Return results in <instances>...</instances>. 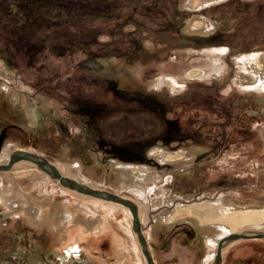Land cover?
<instances>
[{
  "label": "rangeland",
  "instance_id": "rangeland-1",
  "mask_svg": "<svg viewBox=\"0 0 264 264\" xmlns=\"http://www.w3.org/2000/svg\"><path fill=\"white\" fill-rule=\"evenodd\" d=\"M190 2L0 0V81L25 96L42 115L30 130L22 107L0 95V164H6L1 160L6 152L8 156L15 150L33 152L80 184L138 203L149 249L157 251L159 264H201L203 241L196 232L193 238L186 236L184 232L192 230L186 223L152 228L150 207L145 208L152 205L156 188L168 191L182 206L199 200H220L233 207L264 205V88L238 85L233 61L239 54L264 52V0H226L198 5V10L188 8ZM198 18L212 27L209 34H201L213 37L207 46H194L193 40L180 37V32L195 34L191 30ZM210 48L228 49L221 55L224 70L218 79L211 77L215 68L211 57L201 53L187 60L180 57L189 50ZM193 70L205 74L188 82ZM162 77L188 82L187 88L175 95L167 87L150 88V81ZM86 104L96 111L93 120L83 108ZM170 129L186 138L165 143L158 135ZM150 137L154 144L147 157L155 148L173 147L191 152L193 158L181 169L162 167L160 171H169L142 199L116 187V177L106 171L113 159L154 163L123 160L108 149L109 143L126 146ZM75 161L84 164L87 173L73 169ZM44 173L32 163L12 168V174L22 176L24 188L33 181L48 183L55 202L72 200L86 209L103 204L113 208L114 225L128 222L122 207L71 189L61 192ZM5 184L0 173V187ZM173 227L175 238L159 252L164 234ZM52 232L26 224L0 203V264H61ZM246 232L264 233V225L246 226L237 233ZM242 242L241 250L226 249L222 264H264V239ZM107 244L101 252L104 258H109ZM139 253L142 264H147L141 249ZM85 258L70 264L95 263ZM247 258L252 261H241Z\"/></svg>",
  "mask_w": 264,
  "mask_h": 264
},
{
  "label": "bare ground",
  "instance_id": "bare-ground-1",
  "mask_svg": "<svg viewBox=\"0 0 264 264\" xmlns=\"http://www.w3.org/2000/svg\"><path fill=\"white\" fill-rule=\"evenodd\" d=\"M190 1V4L195 6L191 7L190 5L187 7L198 10L199 8L196 7L198 5L199 7H205L226 0ZM198 19L193 21L192 33L198 35L209 34L212 31V27L208 26L204 20ZM227 51V48H212V50L210 48L201 51L189 50L183 52L180 57L187 60L199 53L211 57L212 64L215 67L211 77L213 76L215 79H218L223 76L220 73L223 69V58H221V55H226ZM233 61L237 66V77L235 81L238 85H259L264 88V52L239 54ZM203 74L205 73L200 70L191 71L188 75V82L201 79ZM2 81H0V95L9 97L12 103L22 107L23 113L28 118L29 129L34 130V126L38 125V120L41 119V113L34 106L30 105L31 103L28 104L25 96H21L22 94L20 95V93L15 92L13 87L6 82L2 83ZM188 82H180L173 78L162 77L150 81V88L161 90L167 87L169 91L175 95L183 92L184 89L187 88ZM37 155L42 156L40 154ZM148 155L156 160L157 163L153 162L155 166H148L149 164L146 166V163H127L113 159L109 162L106 175L112 174L111 176L114 175L116 177L114 184L116 187L118 186L119 189H128L132 191V193L140 195L143 199L147 196V192H149L150 189L156 188L158 181L169 171H160L162 167L165 166L170 168V166H175V168L181 169L183 166H187L193 158L191 152L187 150L182 149L174 151L172 149L160 147L153 149ZM10 156L11 155L8 156L6 152L5 155H2L1 160L7 164L10 160ZM63 156L67 159L68 155L63 154ZM24 163H32L39 167L32 161L20 160L14 163L8 170L0 169V173L5 175L7 182V184L0 187V203L5 206L7 211L22 217L26 224L41 230L44 228L52 230V233H54V241L58 242L59 249L57 248V255L61 258V264L72 263L75 258L78 259L82 252L86 253L89 258L98 260L99 264H142L143 260L139 253L140 249L147 264H149L142 250V244L138 234L133 228V214L128 206L116 201L78 192L77 190L65 186L59 179L53 178L48 172L39 167V169L46 173L43 174V177H47L46 179H49V182H53L59 186L60 188H57L59 191L69 192L71 189L78 192L80 195L95 198V200L100 199V201H108V205L111 207L120 206L126 212L128 222L114 225L115 215L113 214V208H105L103 204H101V206L91 205L86 209L85 206L83 207L81 204H74L72 200H67L66 203L62 201L55 202L50 192L47 190L46 185L48 183L37 185L34 183L35 181H33L31 183L32 185L29 184L31 186L30 188H24L21 179H19L22 176L16 177L12 174V168L14 166ZM72 165L74 167L73 169L78 172L87 173L88 171L80 161H75ZM63 175L69 177L65 174ZM88 175L90 176L91 173ZM106 175H104L103 182L107 181ZM153 195H155V198L152 200V205L147 206L144 202L146 204L145 209L150 207V213H154L152 215L148 213L151 224L153 225L152 228L157 230V228H162L163 226L171 227L176 223H186V225L194 229L197 233V239L202 237L203 249L205 251V253H203L204 264L206 261L214 263L219 242L225 237L237 233L246 226L260 227L264 225V205L259 206L257 204H251L243 207H233L222 203L220 200H208L206 202H200L199 200L193 204L182 206L180 204L176 205V198L170 197L168 191L157 190L156 188V190L153 191ZM138 209L141 222V211L139 206ZM129 219L132 221V226L129 223ZM141 226L143 230L142 222ZM260 233L262 232H246L244 234L256 235ZM244 240L256 239H236L227 241L225 243L226 245L223 247L222 256L225 254V250L228 247L236 246ZM104 242H108V249H106V252L109 251V258H103L101 255ZM153 253L155 256L157 255L156 252ZM151 256L153 257L152 254ZM155 260H157L156 257ZM157 264H159L158 261Z\"/></svg>",
  "mask_w": 264,
  "mask_h": 264
},
{
  "label": "water",
  "instance_id": "water-1",
  "mask_svg": "<svg viewBox=\"0 0 264 264\" xmlns=\"http://www.w3.org/2000/svg\"><path fill=\"white\" fill-rule=\"evenodd\" d=\"M180 37L185 42L188 40L189 41L193 40L192 43L194 46H201L202 44L207 46L210 44V42L212 41V38H213L212 36H205V35H198V34L197 35L196 34H186V33H182V32H180ZM180 46H184V43H181ZM121 159L133 161L130 158H121ZM20 160H29V161L36 163L40 168H42L44 171L48 172L53 178L59 179L62 184H64L65 186H68L74 190H77L78 192H81L84 194H89V195L96 196V197L105 198L107 200L116 201V202H119L125 206H128L130 208L132 214H133V228L138 234L139 240L142 244V250L147 257L149 264H155L153 257L151 256V253L149 251L148 243H147L145 234L143 233V230H142V226H141V222H140V218H139L138 206L133 200H131L129 198L122 197L119 194L110 192L108 190H101L98 188H92V187L80 184L76 180H74L70 177L64 176L57 169V167L52 162H50L47 158H45L43 156H39V155L32 153V152L15 150L11 154L10 160L7 164H0V169L8 170L14 165V163H16ZM141 160H143L147 163L148 162H151V163L156 162V160L150 159L147 156H143L141 158ZM135 161H138V159L137 160L135 159ZM177 225H181V224L177 223L176 226ZM192 230H193L192 236H194L195 231H194V229H192ZM189 233H190V231L187 232V234H189ZM236 239H264V233H260V234H256V235L244 234V233H233V234H230L229 236L225 237L224 239H222L219 242L217 255L215 257L213 264H222V262H223L222 250H223L225 243L227 241H232V240H236Z\"/></svg>",
  "mask_w": 264,
  "mask_h": 264
},
{
  "label": "flooded vegetation",
  "instance_id": "flooded-vegetation-1",
  "mask_svg": "<svg viewBox=\"0 0 264 264\" xmlns=\"http://www.w3.org/2000/svg\"><path fill=\"white\" fill-rule=\"evenodd\" d=\"M84 104H85V102H84ZM83 108H85V111H87L86 114L88 116H90L91 120H93L94 114H96V111L94 110V107L91 106L90 104H88L86 107H83ZM89 123H91V122H89ZM89 123L87 124V126H89ZM164 133L165 132H161V134L158 135V137L162 138L165 143H168L171 140H181V139L186 138L185 136L182 137V136L178 135L176 131H171V129L168 132V134H164ZM152 138L153 137H150L148 142L144 141V142H138L136 144L130 143V145H126V146L117 144L115 142L109 143L112 146H109L108 151H109L110 154H113V152H117V155L122 156V158H130L131 160H135V159L137 160L138 159V161L139 160L141 161V158L143 156L147 155V151L154 144V140H152ZM157 146H160V145L158 144ZM157 146H155V147H157ZM164 148H168V149L174 150L173 147H164ZM127 149H130V150H133V151L129 152V151H127ZM123 154H125L126 156H123ZM149 158L150 159H154V158H151V157H149Z\"/></svg>",
  "mask_w": 264,
  "mask_h": 264
},
{
  "label": "crops",
  "instance_id": "crops-1",
  "mask_svg": "<svg viewBox=\"0 0 264 264\" xmlns=\"http://www.w3.org/2000/svg\"><path fill=\"white\" fill-rule=\"evenodd\" d=\"M176 227H173L172 228V230L170 231V232H167V233H165L164 234V237H163V239H162V242H161V245H160V247H159V252H164L170 245H171V243H172V240L175 238L174 236V234H172L171 235V232L175 229ZM187 232L188 231H185L184 233L186 234V236L187 237H189V238H193V230H190V233L189 234H187ZM174 235V236H173ZM247 241H253V240H247ZM149 240H148V244H149ZM157 242V241H156ZM245 242H241V243H239L238 245H236V246H232V247H228V248H233V249H236V248H238V250H241L240 248H243V245H245L244 244ZM150 251H151V254L153 255V258H154V261H156L155 263L157 264V260H158V253H157V251L155 250V249H152L151 247H150V249H149ZM156 252L157 253V255L155 256L154 255V253L153 252ZM226 251V250H225ZM203 253H205V251H204V249H203ZM164 254V253H163ZM104 255L105 254H102V257L104 258ZM83 256H85L86 258L85 259H87L86 261H92L93 263L95 262L96 264H99L98 263V261L97 260H93V259H91V258H89L84 252H82L81 254H80V256H79V259L80 258H82ZM155 257L157 258V260H155ZM203 258H204V254H203V256H202V259H201V264H204L203 263ZM224 258H225V254L223 255V260H224ZM76 260V259H75ZM75 260L72 262V263H75ZM247 261V262H251L252 260L250 259V258H247V259H242L241 261ZM94 263V264H95Z\"/></svg>",
  "mask_w": 264,
  "mask_h": 264
}]
</instances>
